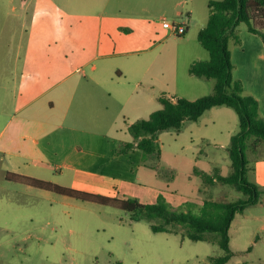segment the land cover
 I'll return each mask as SVG.
<instances>
[{"label": "crops", "instance_id": "crops-1", "mask_svg": "<svg viewBox=\"0 0 264 264\" xmlns=\"http://www.w3.org/2000/svg\"><path fill=\"white\" fill-rule=\"evenodd\" d=\"M174 3L176 18H192L199 9L193 0ZM153 4L152 0H60L58 5L52 0H0V165L7 175L141 204H153L161 195L173 209L186 205L197 206L198 211L203 189L194 170L223 175L227 166L218 136L213 131L196 134L195 127L215 126L222 107L191 122L187 147L202 140L211 148L193 153L189 160L187 197L174 185L175 168L168 167L172 195L164 197L160 189L168 185L156 182L161 178L159 160L147 164L149 159L136 148L117 153L132 141L129 125L142 120L145 112L149 117L156 111L154 103L161 108L160 96L173 98L167 84L153 87V80L159 84L161 80L148 49L161 24L166 28L173 24L153 16ZM68 5L77 10L67 12ZM208 17L209 8L206 22ZM177 24L188 31L185 19ZM237 32L240 44H230L232 78L257 101L264 118V40L246 26L239 25ZM228 135L230 139L234 134ZM247 160L249 180L264 188V156Z\"/></svg>", "mask_w": 264, "mask_h": 264}, {"label": "rangeland", "instance_id": "rangeland-1", "mask_svg": "<svg viewBox=\"0 0 264 264\" xmlns=\"http://www.w3.org/2000/svg\"><path fill=\"white\" fill-rule=\"evenodd\" d=\"M59 1L52 0L55 5ZM174 1L152 0L156 3L150 10L153 16L173 22V25L181 19L189 22L187 33L180 37L173 33L171 25L166 28L161 24L159 36L148 49L155 56V68L159 72H156V76L161 80L160 84L153 80V87L167 84L168 89L174 92L171 93L173 98L182 97V94L194 99L182 98L195 100L213 90L212 80L188 73L193 62L208 59V53L197 41V34L206 22L210 0H193L192 5L199 2V9L189 19L185 15L181 18L172 16L175 12ZM64 7L67 12L77 10L75 6ZM177 9L182 10L180 7ZM50 15H54L53 9ZM155 108L159 110L160 105L154 103ZM218 109L222 112L215 118V126L208 123L206 127L197 125L195 132L204 134L213 131L218 136V146H225L223 149L218 148L225 156L227 166L222 169V173L228 175V133L235 134L238 131V120L232 109ZM147 114L145 112L142 120L148 117ZM2 122L0 119V129ZM190 127L192 123L187 122L179 133L167 131L158 135V160L162 170L161 178L156 182L158 185H168L160 189L164 197L166 194L172 195L168 167L175 168L172 172L173 177L177 178L174 185L180 187L182 191L178 192L182 197H187L184 186L187 183L189 160L196 152L211 148V145L207 146L199 140L189 149ZM198 155L204 160L201 154ZM245 155L250 161L257 156H264V145L256 152L246 150ZM152 163L157 161H147V164ZM201 186L203 200L232 202L243 198L241 193L222 183L204 184L201 179ZM259 189V202L249 206L243 214H237L231 222L229 248L232 254L226 264H264V188ZM197 208L182 205L176 210L185 212L190 209L193 214H197ZM177 230L180 232L181 228L177 227ZM222 255L223 251L217 244L194 242L182 238L180 234L153 233L147 221H131L129 213L116 206L41 191L26 181L10 177L0 165V264H211L209 258Z\"/></svg>", "mask_w": 264, "mask_h": 264}, {"label": "trees", "instance_id": "trees-1", "mask_svg": "<svg viewBox=\"0 0 264 264\" xmlns=\"http://www.w3.org/2000/svg\"><path fill=\"white\" fill-rule=\"evenodd\" d=\"M209 17L198 32L197 41L208 53V59L193 62L188 73L197 78L213 81L210 94L195 100L182 97H159L161 108L152 112L148 119L138 120L128 127L132 141L125 143L117 152L139 149L143 159L157 161L160 146L157 137L162 132L179 133L185 122H196L205 111L213 107L232 109L238 120V131L229 139L227 154L230 173L220 175L216 171L208 175L194 170L204 184L222 183L234 188L243 198L232 202L206 199L197 214L191 210L173 209L159 195L153 204H141L136 199L120 200L97 194L58 186L50 182L26 178L28 185L58 195L102 205H113L129 213L131 221L145 220L153 233L180 234L194 242L217 244L223 255L209 258L211 264H226L231 256L229 228L237 214L259 202L260 189L248 178L246 150L256 152L264 145V118L259 114L257 101L244 94L241 84L232 78L230 44L239 45L238 27L264 39V0H211L208 2ZM152 167H155L153 165ZM177 227L181 228L179 232Z\"/></svg>", "mask_w": 264, "mask_h": 264}, {"label": "built area", "instance_id": "built-area-1", "mask_svg": "<svg viewBox=\"0 0 264 264\" xmlns=\"http://www.w3.org/2000/svg\"><path fill=\"white\" fill-rule=\"evenodd\" d=\"M171 28H172L173 33L178 37L185 35V33L187 31V29L184 25H178V24L173 25L172 24Z\"/></svg>", "mask_w": 264, "mask_h": 264}]
</instances>
